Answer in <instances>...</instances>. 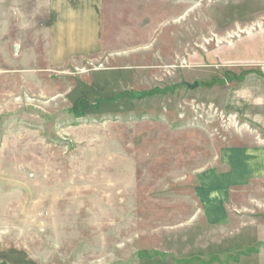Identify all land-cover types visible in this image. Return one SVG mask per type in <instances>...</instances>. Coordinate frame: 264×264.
Instances as JSON below:
<instances>
[{
	"label": "rangeland",
	"instance_id": "374dc122",
	"mask_svg": "<svg viewBox=\"0 0 264 264\" xmlns=\"http://www.w3.org/2000/svg\"><path fill=\"white\" fill-rule=\"evenodd\" d=\"M48 3L0 0V264H264V182L221 227L196 193L264 142L234 108L264 77V0H101L97 51L63 61Z\"/></svg>",
	"mask_w": 264,
	"mask_h": 264
},
{
	"label": "crops",
	"instance_id": "0c3cea01",
	"mask_svg": "<svg viewBox=\"0 0 264 264\" xmlns=\"http://www.w3.org/2000/svg\"><path fill=\"white\" fill-rule=\"evenodd\" d=\"M48 1L49 12L52 15V31L55 33L52 38V60L63 61L64 56L74 55L73 53L79 50L83 54L97 51L101 40V0ZM62 43L73 47L66 49ZM258 60L264 74L263 57ZM263 78L254 72L245 78L238 91L247 103L245 102L244 108L241 109L239 103L234 105L239 115L249 117L250 124L258 126L260 130H263L264 120L262 113L259 117L256 113L263 109ZM248 108H253V112ZM260 182H264L263 141L222 148L217 164L203 170L198 176L196 193L205 220L212 226L229 225L238 217L228 209L233 192L248 189Z\"/></svg>",
	"mask_w": 264,
	"mask_h": 264
},
{
	"label": "water",
	"instance_id": "95a60500",
	"mask_svg": "<svg viewBox=\"0 0 264 264\" xmlns=\"http://www.w3.org/2000/svg\"><path fill=\"white\" fill-rule=\"evenodd\" d=\"M190 88H195L198 84L197 83H195V84H193V85H191V84H187Z\"/></svg>",
	"mask_w": 264,
	"mask_h": 264
}]
</instances>
